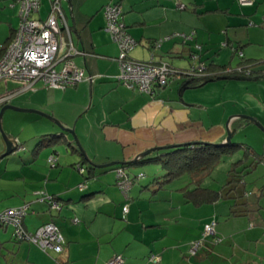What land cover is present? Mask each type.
<instances>
[{
	"label": "crops",
	"instance_id": "obj_1",
	"mask_svg": "<svg viewBox=\"0 0 264 264\" xmlns=\"http://www.w3.org/2000/svg\"><path fill=\"white\" fill-rule=\"evenodd\" d=\"M180 1L196 7L205 6L207 2ZM212 1L216 2L215 6L202 11L187 10L189 6L184 3V9H178L176 0L62 1L71 40L80 51L73 59L93 80L85 79L65 89H46L38 85L36 90H31L35 94L29 101L13 105L45 112L64 126L73 127L87 157L81 153L73 136L63 132L53 120L34 112L15 111L21 116L15 125L12 122L15 114L4 113L8 116L7 134L20 143L32 145L31 140L36 143L28 147L26 154L21 150L7 157L8 164L4 168L0 164V212L28 205L24 219L26 229L36 232L46 223H55L64 236L65 249L63 253H55L30 241H16L17 254L0 256V264H107L117 254L125 257V264H264V183L254 191L247 188L246 182L247 175L263 161L264 151L252 141L243 137L234 142L243 145L239 148H243V158L232 167L237 170L234 173L241 171L239 186L224 189L232 179L230 172L221 186L209 184L216 166L200 186L224 193L230 190V196L204 204L189 202L185 197L186 188H196L189 173L160 183L163 179H157L165 175L161 164L142 162L144 157L131 162L156 147L224 142L228 129L235 130V137L241 136L239 131L243 130L245 137L252 136L264 147V133L253 120L241 116L253 117L264 126V73L246 78H218L197 87H188L189 79L180 76L171 79L168 86L154 96L130 89L116 79L120 73L119 49L105 29L104 7L110 2L121 3L127 30L138 42L130 53L133 59L168 62L165 59L168 55L188 60L186 66L170 62L183 69L197 65L200 60L231 66V59L239 55L235 48L239 47L243 59L256 60L252 45L245 48L254 42L251 33L245 41L244 37L232 38L228 33L227 48L231 47L233 57L217 59L219 54L213 53L211 47L223 39L214 35L220 29H213L212 24L218 21L223 27L235 30L243 25L263 26L264 0L244 6L237 0ZM52 2L40 0L35 17L48 18ZM195 9L197 14L192 11ZM19 22V0H0V43L11 40ZM201 28L207 29L209 35H199ZM176 31H192L190 35L194 33V37L182 43L183 47L173 40L180 39L179 36L163 40L156 47V41L169 33H179ZM200 39L209 46L201 44L199 56L194 58L192 46L200 43ZM240 62L241 57L238 64ZM33 124L37 131L25 133ZM4 149L2 143L0 153ZM52 149L56 152L64 149L66 154L63 169L59 171L37 163L39 154H49ZM160 151L149 155L156 156ZM70 152L71 164L85 169L86 181H80L75 170L68 171L67 154ZM90 161L96 165L114 161L125 164L98 167ZM118 166H125L123 170L129 177H136L126 198L118 185ZM141 166L143 174L139 177L137 170ZM65 173L85 187L78 191L70 179L62 180ZM21 183L22 188L18 186ZM43 189L45 192H39ZM45 194L58 198L61 208H52L43 198ZM125 205L129 207L126 213ZM212 221L216 222V235L222 242L215 244L210 238L204 249L192 255V242L201 238L205 224ZM152 256L156 258L151 260ZM254 257L261 261L257 263Z\"/></svg>",
	"mask_w": 264,
	"mask_h": 264
},
{
	"label": "built area",
	"instance_id": "obj_2",
	"mask_svg": "<svg viewBox=\"0 0 264 264\" xmlns=\"http://www.w3.org/2000/svg\"><path fill=\"white\" fill-rule=\"evenodd\" d=\"M63 0H53L51 11L46 19H39L35 14L39 12L40 0H19L20 24L16 28L13 37L7 43H0V81L15 80L22 82L23 86L0 97V106L9 103L19 93L36 90L38 85L46 89H65L75 86L79 82L89 79L86 70L79 67L73 57L80 53L71 40L70 27L65 23V15L62 8ZM244 5H252L255 0H238ZM106 18V30L111 34L112 39L117 43L120 53L118 61L120 73L116 77L125 86L149 95H156L161 89L168 86L176 71L164 61L156 62L141 61L130 56L131 51L138 45V42L128 32L126 23L123 20L124 14L120 3L110 2L104 7ZM175 36H182L184 40L192 39L193 35L174 33L155 42L160 46L161 42ZM68 37V38H67ZM201 46L198 45V49ZM239 57L243 52L239 51ZM198 52L194 58L198 57ZM233 71L242 72V66L237 68L224 69L225 75L230 76ZM189 75L202 76L205 72V63L200 62ZM246 77L251 75L247 70ZM181 76V75H180ZM49 161L54 165L55 157L51 156ZM84 172L83 167H79ZM118 185L127 196L133 185V180L123 170L117 169ZM140 177V176H139ZM84 184H80L83 189ZM43 198L52 207L59 209L61 205L58 200L49 194ZM124 212H128V205L124 206ZM28 213V205L13 207L0 212V227H13V235L16 238L30 241L45 251L62 253L64 251V236L60 228L53 222L46 223L38 228L36 232L27 231L24 223ZM78 220L75 219V222ZM216 222L212 221L204 226V237L216 235ZM202 239V238H201ZM201 239L192 243L190 253L195 255L202 245ZM220 241V237H216ZM156 257L152 256L151 260ZM126 260L122 254L115 255L107 264H125Z\"/></svg>",
	"mask_w": 264,
	"mask_h": 264
},
{
	"label": "rangeland",
	"instance_id": "obj_3",
	"mask_svg": "<svg viewBox=\"0 0 264 264\" xmlns=\"http://www.w3.org/2000/svg\"><path fill=\"white\" fill-rule=\"evenodd\" d=\"M180 0H176V3H175V5L177 6V8L178 9H184V7H185V5H187V6H189L188 8H187V10H191L192 8H198L197 9V11H202V10H205V7L206 8H213V6H215V4H216V2L215 1H212V0H207V2H206V5L205 6H195V5H193V4H191L190 2H187V3H185V2H181ZM115 3H117V2H115ZM185 5H184V4ZM239 3V2H238ZM239 5H241L240 3H239ZM192 11H194V13H196L197 11H196V9L195 10H192ZM197 14V13H196ZM20 20H21V18H20ZM19 24H20V22H19ZM193 26H195V25H193ZM195 27H197V26H195ZM194 29V27H191V29ZM212 28L214 29V28H216V30H218V29H220V32L219 33H217V31L215 32V34L214 35H216V36H221L222 37V41H220L217 45H212V47H211V49H213V53H217V54H219V55H217L216 56V58L217 59H223V60H230L232 57H233V55H232V53H233V51H232V49H231V47H228L227 48V42H226V40H227V37H228V33H229V37H232V38H235L236 36H240V37H244L242 40L243 41H245V40H248V35H250V33H251V36H252V39L254 40V42L253 43H250L249 45H246L245 46V48H249L251 45V51L253 52V54H255L254 56H256V58L257 59H264V25L263 26H252V25H243V26H239V28H236V30L235 29H233V27H231V28H227V27H223V24L222 23H219L218 21H216L215 23H213L212 24ZM226 29H228V31L229 32H227L226 31ZM190 30V29H189ZM176 32H179L180 34H188V35H190V32H192V31H189V32H182V31H176ZM175 32H173V33H169V34H167V35H164L162 38H165V37H167V36H169V35H172V34H174ZM192 35L194 34V33H191ZM209 35V31H207V29H206V31L203 29V28H201V30H200V33H199V35ZM180 37V36H179ZM194 37V36H193ZM161 38V39H162ZM173 40H175V41H179L180 43H179V45L181 46V47H183V44L185 43L184 42V38L181 36L180 37V39L179 38H175V39H173ZM204 40H199V42L200 43H195L193 46H192V49L194 50L195 49V51H197L198 53L201 51V49L199 48L198 49V45L199 46H201L202 47V45L201 44H205V46L206 47H208L209 45H208V43H206V42H203ZM183 43V44H182ZM190 45H188L187 47H189ZM211 46V45H210ZM156 47H159V46H156ZM222 47V48H221ZM221 48V49H220ZM118 49H119V47H118ZM191 49V48H190ZM119 53H120V49H119ZM239 56V55H238ZM238 56H234V58H232L231 60H232V65L229 67L230 69L231 68H237V67H239L238 66V61H239V57ZM165 59L170 63V62H172V61H177L175 64H177V66H180V65H182V66H186V65H188L189 63H188V60H186L185 58H180V57H170V56H168V55H165ZM141 61H146V60H141ZM118 63H119V61H117ZM167 62V63H168ZM173 62V63H174ZM178 63H181L180 65L178 64ZM187 68V67H186ZM190 68V67H189ZM181 77H182V75H181ZM184 77V76H183ZM23 86V83L22 82H18V81H15V80H7V81H5V80H1L0 81V97L1 96H4V95H6V94H8V93H10L11 91H13V90H16L17 88H20V87H22ZM35 93L34 92H31V90L30 91H25V92H22V93H19L16 97H14L13 99H11V100H9V103H12V104H19V103H21V101H23V100H30V98H32L33 97V95H34ZM1 108H2V106H0V110H1ZM31 108V107H30ZM32 109H34V108H32ZM6 113H12V114H15V116L13 117V124H15L16 125V123L19 121V119H18V116H19V118L21 117L19 114H16V112L15 111H12L11 109H8V110H6V112H5V114ZM21 113V112H20ZM24 113V112H23ZM3 115V117H2V126H3V128H4V130H5V132H7L8 133V131H7V124H6V122H7V118H8V116H6V115ZM5 117H6V119H5ZM49 122L48 120H44V122ZM14 125V126H15ZM257 126V125H256ZM263 133H264V131L259 127V126H257ZM37 126L36 125H31L30 127H28L27 129H26V131H25V133H28V131L29 132H36L37 131ZM75 132H76V130H75ZM239 134L241 135V136H239V137H235V135H234V137H233V142H235L237 139H240V140H243V137L246 139V140H248V141H252L258 148H259V150L260 151H264V147H263V145H261V143L258 141H256L252 136H248V137H245L244 136V134H243V130H240L239 131ZM76 135H77V137L79 138V136H78V134H77V132H76ZM17 139V138H16ZM18 140V139H17ZM79 140H80V138H79ZM19 141V140H18ZM33 143H32V145H29V143L27 144V143H21V146H23L24 147V149L21 151V153H23V154H26L25 153V151H27V149H28V147L29 146H34V144L36 143L35 141H33V140H31ZM57 142H60V141H57ZM80 142H81V140H80ZM247 142V141H246ZM2 143L4 144V139H3V137H2V133H1V131H0V150H1V145H2ZM30 144H31V142H30ZM82 144V143H81ZM217 144V143H216ZM5 145V144H4ZM56 145V144H55ZM61 145H62V143H60L59 144V147H61ZM64 145V144H63ZM77 145V144H76ZM58 146V145H57ZM34 148V147H33ZM64 149H62V150H58V152H56L54 149H52L50 152H49V154H39V157H38V161H37V163H38V165H40V166H42L43 167V165H47V167H48V169H52V168H55V170L56 171H59L60 169H63V168H61L62 167V162H63V160H66V154H64ZM20 153V152H19ZM259 153H263V152H259ZM1 154V153H0ZM18 154V153H17ZM23 154H19V156H21V155H23ZM14 155H16V154H14ZM45 155V156H44ZM68 156H67V161L69 162V167L67 168L68 169V171H71L72 169H73V171L75 170V172L77 173V175H79L80 176V181L81 180H85L86 181V177L84 176V174L78 169V167L76 168L74 165H72L71 164V161L73 160V157H72V154H71V152L69 153V154H67ZM51 156H54L55 157V161H54V165L49 161V159H50V157ZM10 157V156H9ZM45 157H47L46 158V160H44L43 161V159H45ZM7 158V157H6ZM2 159L1 160V162H0V164H2V167L4 168L7 164H8V160L7 159ZM243 158V148H241V149H239V150H237V151H235L234 153H232V154H230V153H225V154H223L222 155V158H221V160H220V162L217 164V167H216V170H215V172H214V174H213V177L209 180V184H211V185H215V186H217V185H220V184H223L225 181H226V179H227V177H228V173L230 172L229 170L230 169H232V167H234V165L240 160V159H242ZM259 165H258V168H256L253 172H251V173H249L248 175H247V178H246V182H248V185H247V188L248 189H251V190H254V191H257L258 190V188H260V186L264 183V159H263V161H261L260 163H258ZM60 165V166H59ZM152 166H154V165H152ZM37 168V167H36ZM143 168V166H141L140 168H138V170H137V172H138V174H139V172H140V174L138 175V176H141L143 173H141V170H143L142 169ZM42 170V169H41ZM131 172H133V169L131 170ZM117 177V176H116ZM61 179L62 180H68V179H70V181H72V182H74V184H75V186L77 187V189H78V191H80V183L78 182V183H76L77 181H75L74 180V177H72V176H70V174H69V176L65 173L62 177H61ZM262 180V181H261ZM260 183V184H259ZM22 183L21 184H18V186L19 187H21L22 188ZM221 186V185H220ZM39 192H45V189H43V190H39ZM122 193H123V191H122ZM39 194H41V193H39ZM36 195V197H38L39 195H37V194H35ZM124 195V197L126 196L125 194H123ZM126 198V197H125ZM252 200H253V198H251ZM22 206V205H21ZM254 218H256V216L254 217ZM253 218V219H254ZM7 228H9V229H7ZM7 228H5V227H0V256H2V255H4V256H8V257H12V255H16L17 253H16V251H14V248H15V246H14V243H17L18 244V242H16L15 241V239H14V237L12 236L13 234V227L12 226H9V227H7ZM204 230V229H203ZM7 237H10L11 239H9V241H6L5 239L7 238ZM216 237L217 236H214V235H208L207 237H204V232H202V234H201V241L203 242L202 243V245H201V247L198 249V253L202 250V249H204L205 247H206V245H207V243H208V240L211 238L212 239V241H213V243H215V244H218V243H221L222 242V238L220 237V241L219 242H217L216 241ZM196 240H198V239H196ZM196 240H194V241H196ZM2 241V242H1ZM6 241V242H5ZM194 241L192 242V243H194ZM15 254H14V253ZM245 257H248L249 255H247L246 256V254H243ZM243 256V258H245ZM213 258V257H212ZM254 260L258 263V262H260L261 260L259 259V258H257V257H254ZM107 263V262H106ZM253 264V263H252ZM260 264V263H259Z\"/></svg>",
	"mask_w": 264,
	"mask_h": 264
},
{
	"label": "trees",
	"instance_id": "obj_4",
	"mask_svg": "<svg viewBox=\"0 0 264 264\" xmlns=\"http://www.w3.org/2000/svg\"><path fill=\"white\" fill-rule=\"evenodd\" d=\"M186 41L188 40H184V42ZM239 51H241V49L239 47H236L235 53H239ZM195 53H197V51L191 50L192 57L194 56ZM241 59H242V62H240L238 66H242V72L233 71L230 74L231 77L246 78V76H244L243 74H245L247 70L251 71V75L249 77H252L254 74L264 73V67H262L260 70L257 69L258 66L260 65L264 66V59H259V60L257 59L256 60H251V59L246 60L243 58ZM200 62L205 63V72L207 74L202 75V76H195V77L189 75L187 72L191 71L192 68L196 67ZM198 64L193 65L189 69L175 67L172 64H170L173 67V69H175L176 71L175 72L176 76L173 77V79L180 77V75H182L189 79L187 83L188 87H197L211 80H215L220 77L227 76V74L225 75L221 71H223L227 67H230L228 65H218L214 62H211V64H208L206 63V61H203V60H200ZM241 146L243 145L237 144L234 142L230 144H226V145H218L216 143L215 144L213 143L197 144V145H194L193 147L192 145H185V146H180V147L170 149L167 151H160V153L156 156L147 155L144 157V159H142V162L154 161V162H158L159 164H161L162 168L165 170V175L157 179L159 181L163 179L162 181H160V183L168 182L171 178L178 177L184 173H189L192 177L193 182L196 184V188L192 190L186 188L185 197L189 202L191 201L195 204H204L207 202H215V201L220 200L223 197L227 198L228 196H230V190H229V193H227L228 190L225 193L224 191L217 192L211 189L202 188L200 185H201V181L206 176L210 175L213 172L217 164L220 162L223 154L225 153L232 154L235 151H237ZM79 167L80 166H78V169ZM124 167L125 166H118L117 169L124 168ZM235 171L237 170L232 169L230 171V176L232 177V179L230 180V182H228L225 185L224 189L230 185H235L236 187L239 186L238 182L241 178L239 174H241V171L238 173H234ZM82 173L83 174L85 173V169H84V172ZM135 178H131V179L134 181ZM88 196L89 195L85 197H88ZM239 196H243V194ZM56 199L58 200V198ZM13 237L15 241H19V242L26 241L24 239L16 238L14 235Z\"/></svg>",
	"mask_w": 264,
	"mask_h": 264
},
{
	"label": "water",
	"instance_id": "obj_5",
	"mask_svg": "<svg viewBox=\"0 0 264 264\" xmlns=\"http://www.w3.org/2000/svg\"><path fill=\"white\" fill-rule=\"evenodd\" d=\"M220 78L226 79V78H228V76H223V77H220ZM8 109H11V110H14V111H19V112H34V113L40 114V115H42V116H44L46 118H49V119L53 120L57 125L60 126V128L62 129L63 132L69 133V134H71L73 136L74 141L76 142L79 150L81 151V153L84 156L87 157V153H86L84 147L82 146L79 138L77 137L75 129L73 127L69 128V127L64 126L59 120L55 119L53 116H51V115H49V114H47L45 112H42V111H39V110H35V109H30V108H22V107L15 106V105H13L11 103H6V104H4L2 106V108L0 110V131L2 133V137L4 139V144H5V149L0 154V161L2 159L6 158V157H9L11 155L17 154L19 151L24 149V147L21 146V143L16 138L11 137L9 134H7L5 132L3 126H2V122H1L2 121V117H3L4 113H5V111L8 110ZM241 116L245 117V118H250L251 120H253L264 131V126L259 121H257L255 118L249 117V116H246V115H241ZM234 132H235V130L228 129V135H227L226 141L221 142V143H217V144L218 145H226V144L232 143ZM195 144H201V142H198V143H195ZM195 144L191 143V144H187V145H195ZM185 145L186 144L168 145V146H163V147L152 148V149H149V150L145 151L144 153L138 155V157H136L131 162H136L141 157H145V156L151 154L154 151L169 150V149H174V148H177V147H180V146H185ZM90 162L92 163V161H90ZM92 164H93V166H98V167H108V166H111V165L125 164V163L122 162V161H114V162H111V163H108V164H104V165H96L94 163H92Z\"/></svg>",
	"mask_w": 264,
	"mask_h": 264
}]
</instances>
